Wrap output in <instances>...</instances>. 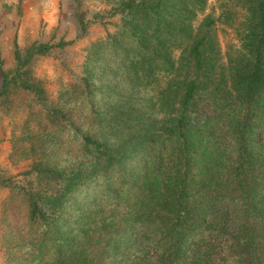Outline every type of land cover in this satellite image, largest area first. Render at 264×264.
<instances>
[{
    "label": "trees",
    "instance_id": "trees-1",
    "mask_svg": "<svg viewBox=\"0 0 264 264\" xmlns=\"http://www.w3.org/2000/svg\"><path fill=\"white\" fill-rule=\"evenodd\" d=\"M116 1L124 19L86 60L79 100L48 103L17 53L2 72L1 93L19 82L47 104L15 150L34 180L3 182L4 264H264V0L236 23L230 4L199 20L207 0ZM217 25L234 33L225 50ZM147 149L133 205L70 228L78 188Z\"/></svg>",
    "mask_w": 264,
    "mask_h": 264
},
{
    "label": "rangeland",
    "instance_id": "rangeland-1",
    "mask_svg": "<svg viewBox=\"0 0 264 264\" xmlns=\"http://www.w3.org/2000/svg\"><path fill=\"white\" fill-rule=\"evenodd\" d=\"M226 4H230L233 15L230 22L243 21L244 0H207L199 20L205 15L217 20ZM119 8L116 0H0V215L3 201L12 191L3 182L22 186L34 180V176L27 175L31 160L15 150L22 135L36 129L37 124L32 122L38 115H45L47 105H37L34 95L18 87L19 82L1 93L2 72L11 74L19 66L18 54L22 69L41 83L48 103L79 100L85 62L122 24L124 16L115 12ZM218 27L225 50L227 44H234V33L227 29L224 34ZM34 45L47 47L44 53H32L28 58V49ZM147 151L130 153L113 171L78 188L65 215L68 226H94L102 218L117 216L133 205L139 197L137 192L143 189L139 167L152 157ZM140 236L134 230L130 239L138 244L137 240L145 235ZM0 264H4L1 250Z\"/></svg>",
    "mask_w": 264,
    "mask_h": 264
},
{
    "label": "crops",
    "instance_id": "crops-1",
    "mask_svg": "<svg viewBox=\"0 0 264 264\" xmlns=\"http://www.w3.org/2000/svg\"><path fill=\"white\" fill-rule=\"evenodd\" d=\"M0 79H1V77H0Z\"/></svg>",
    "mask_w": 264,
    "mask_h": 264
}]
</instances>
